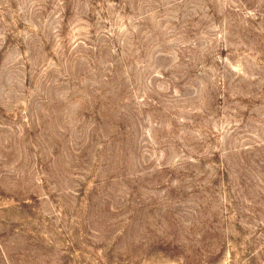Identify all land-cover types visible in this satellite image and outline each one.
Wrapping results in <instances>:
<instances>
[{"label":"rangeland","instance_id":"1","mask_svg":"<svg viewBox=\"0 0 264 264\" xmlns=\"http://www.w3.org/2000/svg\"><path fill=\"white\" fill-rule=\"evenodd\" d=\"M0 264H264V0H0Z\"/></svg>","mask_w":264,"mask_h":264}]
</instances>
